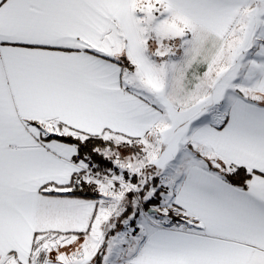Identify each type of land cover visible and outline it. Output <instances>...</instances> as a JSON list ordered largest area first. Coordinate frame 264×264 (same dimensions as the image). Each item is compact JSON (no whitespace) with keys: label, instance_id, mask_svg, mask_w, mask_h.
Here are the masks:
<instances>
[{"label":"snow or ice","instance_id":"obj_1","mask_svg":"<svg viewBox=\"0 0 264 264\" xmlns=\"http://www.w3.org/2000/svg\"><path fill=\"white\" fill-rule=\"evenodd\" d=\"M0 264H264V0H0Z\"/></svg>","mask_w":264,"mask_h":264}]
</instances>
